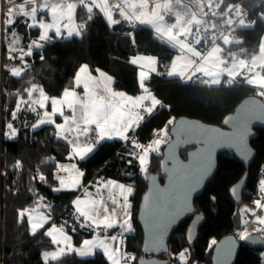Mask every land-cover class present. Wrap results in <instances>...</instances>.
<instances>
[{
    "label": "trees",
    "instance_id": "1",
    "mask_svg": "<svg viewBox=\"0 0 264 264\" xmlns=\"http://www.w3.org/2000/svg\"><path fill=\"white\" fill-rule=\"evenodd\" d=\"M217 20L224 21L228 14H244L250 27L235 30L232 43L221 45V57L230 61L235 57L249 59L258 54L264 37V0H222L217 9ZM75 20L81 26L80 37L40 41V29L28 27L22 16L16 17L8 31L20 37V47L27 49L36 44L26 57L21 72L14 76L5 67L0 81V264H109L100 252L79 258L68 252L57 259L44 261L42 253L55 247L41 230L29 232V224L22 212L37 211L48 216L51 224L69 234L75 245L83 240L115 234V229L94 228L76 213L71 202L82 191H90L103 181L116 180L131 186L129 198L130 223L133 232L123 237V254L132 257L123 264H136L141 254L142 233L136 223L138 203L146 189L145 176L160 174L162 144L157 150H147V167L140 171L139 155L143 148L167 130L176 118L196 119L220 126L223 118L232 113L245 98L264 96L256 93L241 80L231 85L207 86L196 82H182L167 77L166 71L176 51L153 36L146 26H133L118 14L108 20L100 14L90 19L83 8H77ZM37 40L39 42H37ZM207 42L210 44L211 40ZM38 43V44H37ZM135 56H151L157 61V72L150 74L147 86L161 102L133 131L127 141L112 140L95 144L92 153L78 161L82 171L81 187L73 191L55 192L54 172L59 162L68 160L69 142L57 135L51 125L34 124L40 110L20 105L31 85L41 86L49 97H60L65 90L76 89L74 78L82 65L90 72L102 70L113 79V86L129 96L141 93L138 68L131 61ZM15 130L10 138L8 131ZM88 141H95L90 129ZM256 155L247 169V184L240 203L232 200L229 189L246 172L244 165L231 153L217 156V173L209 181L202 195L194 200V215L182 222L168 241V253L162 256L173 264L172 255L186 252L184 264H210L213 244L228 235H235L243 225L242 207L251 204L252 192L257 188L264 168V130L257 131L251 141ZM190 148L181 151L184 159ZM194 217H201L189 242L187 229ZM264 239V224L262 226ZM260 252L240 246L234 264H261Z\"/></svg>",
    "mask_w": 264,
    "mask_h": 264
},
{
    "label": "crops",
    "instance_id": "2",
    "mask_svg": "<svg viewBox=\"0 0 264 264\" xmlns=\"http://www.w3.org/2000/svg\"><path fill=\"white\" fill-rule=\"evenodd\" d=\"M60 1L47 2L48 9L36 16L37 20L43 17L48 20L51 14L55 13L58 18H64L60 21L57 31L53 29L48 34L42 35L40 30L38 39L41 38L42 41L50 39V33H53L57 39L80 37L81 27L75 20V13L77 8L81 7L71 0L74 2V7L70 10L69 6ZM90 1L94 3L98 12L108 20L112 18L109 16L110 12L111 16L116 13L133 26H146L151 29L155 38L156 36L161 38L157 40L174 49L176 54L164 72L167 77H177L182 82L191 81L207 86L231 85L235 81L241 80L249 87L254 88L258 95H260L259 91L264 93V65L253 64L261 53L262 44H260L258 54L249 59L235 57L226 61L221 57L222 49L219 41L228 45L234 41V35V39L231 33L220 36V30L216 28L215 33L206 31L203 34L189 37L187 36L188 31L183 27L184 24L177 25L178 19H181L182 23L188 22L187 27L194 23L197 25L206 23L207 17L203 18L202 14L199 18L197 17L198 12H201L199 9H207L212 13L217 12L222 0H133V5L129 0ZM193 1L196 2L189 6L188 4ZM9 6L11 7V4ZM1 8L3 9V7ZM18 16H22L27 26L33 28L27 16L16 14L14 20ZM69 16L72 21L65 19ZM218 16L211 21L212 26L218 22L227 23L226 25L235 32L237 28L252 25L247 20L246 13L242 15L230 13L224 21L217 20ZM8 32L18 38L19 44L15 46H20L19 35L12 29ZM208 39L211 40L210 44L207 42ZM35 47L36 44H33L27 49L32 52ZM17 49L19 48H15V50ZM20 49L22 48L20 47ZM4 52V67L10 70L12 75L17 76L22 70L23 63L15 61V58L11 56V51ZM1 55L3 56L0 52V58ZM131 61L138 68L141 93L137 96H129L116 90L113 86L114 79L106 72L97 69L92 73L86 65H82L74 78V85L76 88H80V91L69 89L65 90L60 97H49L43 92L41 86L34 84L29 87L27 97L20 100V105L26 104L32 109L40 110L39 118L34 124L35 127L51 125L57 135L69 142L68 160L59 162L54 172L55 192L79 189L82 184V171L78 166V161L88 157L96 143L112 140L127 141L129 133L160 107L161 102L150 93L147 86L150 74L157 72L156 59L151 56H135L131 58ZM16 68H21V70L15 75L13 70ZM90 129L95 131L93 143L88 141ZM7 133L12 138L16 132L10 129ZM154 141L150 144H153ZM148 149L157 150L150 146ZM137 160L139 163V158ZM140 170L143 169L140 167ZM261 181H264V174L258 181L257 189L259 191L264 190L260 187ZM131 193L130 185L112 179L97 183L90 191L82 189L71 202L76 213L94 228H112L116 232L113 235L85 239L78 245L73 243L71 236L62 228L51 224V219L48 216L36 211H24L22 215L28 221L31 235L43 230L44 234L53 242L55 247L49 251L58 248L65 253L74 252L79 258L91 257L95 252H100L109 264H123L122 259L125 257L122 248L123 237L133 232L129 210ZM242 208L241 214L243 215L251 211L250 204L246 203ZM253 221L244 224L250 227L248 235L262 236L264 221L261 225L259 224V229H261L258 233L255 229H251L253 227L250 225Z\"/></svg>",
    "mask_w": 264,
    "mask_h": 264
},
{
    "label": "water",
    "instance_id": "3",
    "mask_svg": "<svg viewBox=\"0 0 264 264\" xmlns=\"http://www.w3.org/2000/svg\"><path fill=\"white\" fill-rule=\"evenodd\" d=\"M264 130V101L257 96L243 99L226 115L220 126L179 117L168 128L169 140L162 149L160 174L145 176L146 189L138 203L136 223L142 233L141 254L136 264H170L162 256L168 253L172 233L194 215V200L202 195L217 173V156L233 154L245 167L243 176L230 187L232 200L240 203L247 184V169L256 152L251 141ZM190 148L183 159L181 151ZM201 217H194L187 229L190 242ZM264 251V239L257 234L239 241L225 236L212 246L210 264H234L240 246Z\"/></svg>",
    "mask_w": 264,
    "mask_h": 264
},
{
    "label": "rangeland",
    "instance_id": "4",
    "mask_svg": "<svg viewBox=\"0 0 264 264\" xmlns=\"http://www.w3.org/2000/svg\"><path fill=\"white\" fill-rule=\"evenodd\" d=\"M49 1H53V0H0V52L3 54V56L1 55L2 57L0 58V65H1L0 70L2 69V67H4V64H5L4 63V58H5V55H4L5 52L4 51H7V52L11 51L12 52L11 56L13 58H15L14 60L21 62V64L23 63V65L25 64L24 61L26 59V56H30L32 53L29 49H20V46L16 47L15 45L19 44L18 38L14 37L15 35L9 34V32H8V28L10 26L9 24L12 23L16 14H22L23 16H27L30 19V25L32 27H35V26L39 27L42 35L48 34L53 29H55L56 31L58 30L59 23H60V21L64 20V18H62V17L58 18L55 13H52L51 17L48 20L44 17L41 18L40 20L36 19V16L39 13L48 9L47 8V6H48L47 2H49ZM60 2H63V4H66L67 6H69L70 10L74 7V2H72L71 0H61ZM129 2H130V4L133 5V0H129ZM195 2L196 1H193V2L189 3L188 5L191 6ZM10 4H11V7L9 6ZM1 7H3V9ZM189 9L190 8L188 7V10ZM199 11H201V12H198L199 14H197V17L199 18L201 16V14H202L203 18L207 17L208 21L206 23H203L201 25H197L194 23V24L187 27L188 22L182 23L181 19L177 20L178 26H181L184 24L183 27L186 29V31H188L187 36L190 37L191 35L192 36L193 35H200V34L205 33L206 31H208L210 33H215L216 28H219L220 36L229 35L231 33V36L234 39L235 32L232 31L230 26H229L230 27L229 28L228 25H226L227 23L225 24V23L218 22L217 24H215V26L214 25L212 26L211 21L215 20L216 17L218 16V13L216 11L214 13H212V12H208L207 9H203V8L201 10L199 9ZM109 16L112 17L110 12H109ZM69 17H70V19H69ZM69 17H65V19L68 21L69 20L72 21L71 16H69ZM183 17H185V16H183ZM109 19L111 20L112 18H109ZM194 20H195V18H194ZM200 28H201L202 32L197 33L196 30H200ZM38 40L42 41L41 38ZM38 40H37V42H39ZM261 44L263 45L261 48V53L257 57V59L255 60V63H253V64L257 63V65H264L263 64L264 63V37L262 39ZM15 48H19V49L15 50ZM20 70H21V68H16L15 70H13V74H15V75L18 74ZM258 93H260V96H264L263 92L259 91ZM0 94H1V92H0ZM168 140H169V136L167 134V130H164V131H162V133H160L155 138V141L153 140L154 141L153 144H150L149 146L151 148L158 149L162 144L166 143ZM149 146H145L143 148L141 154L139 155V164L143 170L146 169V167H147V160H148L147 148ZM260 187H261V189H264V181H261ZM250 207H251V211L246 213L242 217V219H243L242 228L236 232V237L238 239H244L249 233L250 227L245 226L244 225L245 223H251L254 220L253 223L250 225L253 227L251 229H255L256 233H258L261 229V228L259 229V224L261 225L262 222L264 221V204L259 209H257L256 202L252 200ZM241 210L243 212V208ZM64 253L65 252H63L62 249L57 248V249L52 250V251L43 252L42 259L44 261L57 259L58 257H60ZM260 256L262 259L261 264H264V251L260 252ZM161 258H163V257H161ZM185 258H186V252L185 251H182L181 253H179L177 255L171 256L173 264H184ZM130 259H132V257H130L129 259L123 258L122 260H125V262H128Z\"/></svg>",
    "mask_w": 264,
    "mask_h": 264
},
{
    "label": "built area",
    "instance_id": "5",
    "mask_svg": "<svg viewBox=\"0 0 264 264\" xmlns=\"http://www.w3.org/2000/svg\"><path fill=\"white\" fill-rule=\"evenodd\" d=\"M77 6L83 8L88 17L90 19L98 18L100 13L96 9L94 3L90 0H74ZM81 27V26H80ZM197 33L202 32L201 28L200 30H196ZM156 39H161L159 36H156ZM141 171V170H140ZM261 173L264 174V168H262ZM251 198L253 201L256 202L257 209H259L264 204V191H259L257 188L252 192Z\"/></svg>",
    "mask_w": 264,
    "mask_h": 264
},
{
    "label": "snow or ice",
    "instance_id": "6",
    "mask_svg": "<svg viewBox=\"0 0 264 264\" xmlns=\"http://www.w3.org/2000/svg\"><path fill=\"white\" fill-rule=\"evenodd\" d=\"M118 251V250H117ZM124 259H127V257L125 256Z\"/></svg>",
    "mask_w": 264,
    "mask_h": 264
}]
</instances>
